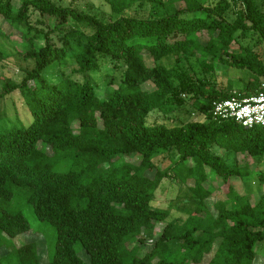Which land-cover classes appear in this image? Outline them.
<instances>
[{"label":"trees","instance_id":"16d2710c","mask_svg":"<svg viewBox=\"0 0 264 264\" xmlns=\"http://www.w3.org/2000/svg\"><path fill=\"white\" fill-rule=\"evenodd\" d=\"M144 2L161 6L164 15H123ZM108 3L118 17L52 0H0V20L16 27L36 13L42 27L36 31L42 36L38 47L34 37L20 34V57L32 68L19 82L7 79L0 88V100L19 92L32 117L27 126L0 129V202L10 201L16 190L25 192L37 220L55 228V251L47 264H256L264 256V192L254 204L241 199L234 180L253 172L247 164H227L212 149L263 156L264 130L214 119L212 103L261 91L264 58L251 39L264 44V0ZM0 37L10 39L11 33L0 26ZM169 57L195 59L212 75L240 71L247 81L241 89L187 86L195 119L150 125L149 115L167 114L179 93L172 69L155 64ZM54 64L74 65L84 75L111 71L104 73L111 78L100 96L90 78H49ZM161 151L175 154L170 171L198 200L186 218L169 223V211L151 206L167 173L153 161ZM255 175L264 186V172ZM215 182L225 186L226 198L208 208ZM160 223L161 233L143 253L145 235ZM29 230L21 213L0 208V247ZM132 241L142 256L126 254ZM171 244L177 245L174 251ZM33 247L25 244L9 256L39 264Z\"/></svg>","mask_w":264,"mask_h":264},{"label":"rangeland","instance_id":"374dc122","mask_svg":"<svg viewBox=\"0 0 264 264\" xmlns=\"http://www.w3.org/2000/svg\"><path fill=\"white\" fill-rule=\"evenodd\" d=\"M55 3H59L62 6L74 7L81 12L96 14L107 18L112 13L110 11L108 0H52ZM219 1V0H213ZM264 8V7H262ZM135 13L144 15L148 19H156L164 15V11L161 6L153 4L151 2H144L142 5L136 3L131 9L124 12V16H130ZM113 17H118L113 15ZM41 20L38 14H33L28 23H21L16 27H12L6 21L0 20V26L5 32L11 33L10 39H4L0 37V88L5 80H11L19 82L25 74L26 70L32 68L31 61H25L20 57V54L24 53V41L20 38V34L27 33L29 36L37 41L36 44L41 46L42 36L36 35V31L41 30L42 27L38 25L37 21ZM251 44L254 46V50L261 53L264 58V44L257 38L252 37ZM148 65H162L172 69L178 95H176L174 103L170 104V111L167 114H163L158 111L152 112L147 123L152 125L155 123H161L166 126H178L189 119H195L193 115H189V110L192 108V95L187 93L185 88L190 85L203 84L205 86H232L235 89H241L243 84L247 81V76L240 71L222 69L215 74H210L205 68L201 67L200 63L191 60H178L173 57L164 58L159 62L153 64L151 61H147ZM77 69L74 65L59 66L54 64L48 71L49 78H56L61 74L71 76L73 79L82 82L85 79L90 78L92 83L95 84V91L98 95H102L105 91L110 76H104V73L111 71H101L94 74H80L75 73ZM182 108V109H178ZM32 117L30 110L24 105V101L19 92H13L0 100V129L9 128L12 124L16 126H27L31 123ZM74 128L76 126L74 125ZM212 151L220 155L229 165L243 166L248 165V168L254 175L248 177L245 180L235 179L234 189L236 193L241 196V199L254 204L259 198L260 194L264 192V186L258 181L255 175L258 172H264V155L258 157H248L247 155L233 154L226 152L225 150L214 147ZM177 157L173 152L161 151L153 157V161L156 165H159L162 170H167L166 176L161 182L159 188L154 192V199L151 203L153 208L165 209L169 211V217L166 223L172 222L175 219H184L191 214L198 204V200L195 199L192 193L187 187L178 181L170 169L177 161ZM66 168H71L73 164L69 163ZM215 196L212 200L207 201L208 208L215 202L216 199H225L226 191L225 186L221 183L215 182L212 185ZM19 193V194H18ZM25 192H14V197L10 201L0 202V208L7 209L12 213H21L29 223L30 230L17 236L7 244H3L0 247V263L1 264H20L21 258L15 256H9L17 248L24 246L25 244H34V260L39 264H47L52 260L55 251V228L44 222L37 220L33 213L32 206L27 202ZM164 224L160 223L152 231L145 235L146 244L143 247V253H145L150 247L152 242L156 240V237L161 233V229ZM176 244H171L172 251L176 249ZM262 247L256 248L257 252H261ZM126 254L131 257L142 256V252L135 251L133 241L124 247ZM80 258L87 261V255L84 251L78 252ZM258 262L256 264H264L263 253L258 255Z\"/></svg>","mask_w":264,"mask_h":264},{"label":"built area","instance_id":"2783aa9c","mask_svg":"<svg viewBox=\"0 0 264 264\" xmlns=\"http://www.w3.org/2000/svg\"><path fill=\"white\" fill-rule=\"evenodd\" d=\"M261 91L244 98L220 100L212 103V117L232 120L246 129L264 130V82Z\"/></svg>","mask_w":264,"mask_h":264}]
</instances>
